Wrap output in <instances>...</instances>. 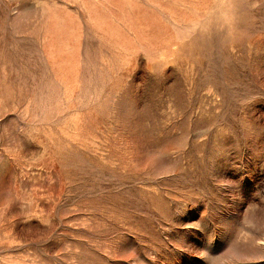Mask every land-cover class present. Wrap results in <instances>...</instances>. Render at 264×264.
<instances>
[{"label":"rangeland","instance_id":"obj_1","mask_svg":"<svg viewBox=\"0 0 264 264\" xmlns=\"http://www.w3.org/2000/svg\"><path fill=\"white\" fill-rule=\"evenodd\" d=\"M0 264H264V0H0Z\"/></svg>","mask_w":264,"mask_h":264}]
</instances>
